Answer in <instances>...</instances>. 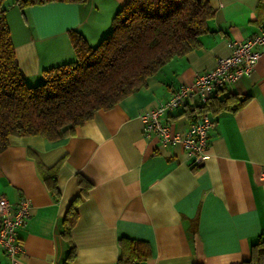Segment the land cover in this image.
Masks as SVG:
<instances>
[{
  "label": "crops",
  "instance_id": "obj_1",
  "mask_svg": "<svg viewBox=\"0 0 264 264\" xmlns=\"http://www.w3.org/2000/svg\"><path fill=\"white\" fill-rule=\"evenodd\" d=\"M5 0L6 21L20 74L32 86L44 68L74 60L68 35L80 33L96 45L127 0L52 1L22 9ZM214 10L200 45L173 57L145 84L113 107L94 112L73 134L56 140L10 135L0 151V195L11 203L25 196L30 216L17 236L20 264H117L118 238L147 241L143 264H239L264 234V47L253 71L219 89L250 95L235 112H208L215 122L201 164L190 166L180 144H160L143 134L140 113L166 100L197 72L213 68L229 53V40H243L264 25V1L209 0ZM219 91V92H220ZM161 120L182 131L195 119L185 109ZM56 169L55 190L44 179ZM79 173L92 186L83 193ZM79 196L68 237L62 218ZM9 259L0 248V264Z\"/></svg>",
  "mask_w": 264,
  "mask_h": 264
},
{
  "label": "trees",
  "instance_id": "obj_2",
  "mask_svg": "<svg viewBox=\"0 0 264 264\" xmlns=\"http://www.w3.org/2000/svg\"><path fill=\"white\" fill-rule=\"evenodd\" d=\"M5 0H0V151L10 135H41L56 140L74 133L77 126L99 109H109L145 84L173 57L198 47L214 10L209 0H127L113 14L109 31L90 45L75 30L68 32L75 58L42 69V80L28 85L20 74L6 21ZM52 1L14 0L22 9ZM264 1V0H260ZM215 91L205 102L185 109L187 113L237 111L250 95ZM44 179L55 190L56 169ZM85 193L92 183L77 173ZM56 191V190H55ZM75 197L62 218V234L68 237L77 219ZM117 264H143L150 257V244L142 239L120 236ZM71 244L66 262L73 258ZM197 264V263H195ZM239 264H264V234L250 244L249 256Z\"/></svg>",
  "mask_w": 264,
  "mask_h": 264
},
{
  "label": "built area",
  "instance_id": "obj_3",
  "mask_svg": "<svg viewBox=\"0 0 264 264\" xmlns=\"http://www.w3.org/2000/svg\"><path fill=\"white\" fill-rule=\"evenodd\" d=\"M227 46L229 53L220 56L213 68L197 72L191 82L181 84L166 100L140 113L143 134L146 137L155 134L160 144H180L192 167L201 164L209 145L208 131L215 122L208 112H200L186 129L173 131L167 122L161 120V116L185 105L189 100L201 104L215 91L249 75L264 47V25L248 38L229 40ZM258 177L264 183V167ZM29 216V198L23 196L16 203H11L0 195V248L7 255L8 264H20L18 256L23 245L17 230L26 223Z\"/></svg>",
  "mask_w": 264,
  "mask_h": 264
}]
</instances>
